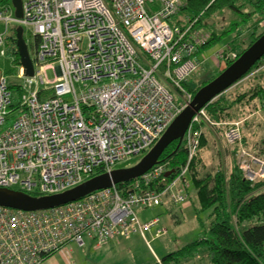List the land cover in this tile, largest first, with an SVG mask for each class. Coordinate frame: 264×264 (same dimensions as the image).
Instances as JSON below:
<instances>
[{"label":"built area","instance_id":"1","mask_svg":"<svg viewBox=\"0 0 264 264\" xmlns=\"http://www.w3.org/2000/svg\"><path fill=\"white\" fill-rule=\"evenodd\" d=\"M20 1L16 16L12 0H0V58L17 50L8 38L20 25L33 38V74L24 75L19 64L25 81L13 84L19 90L13 99L0 71V187L55 193L147 152L190 99L183 81L199 71L194 51L211 36L199 24L203 11L181 12L186 0ZM258 24L261 33L264 17ZM215 56L224 67L238 51L226 45ZM206 121L204 108L192 116L182 138L185 160L176 168L160 160L125 183L49 208L0 205V264H40L70 242L82 247L89 240L99 248L135 232L164 234L159 216L138 213L188 202L190 166ZM225 136L239 146L243 178L264 179V147L241 145L236 121Z\"/></svg>","mask_w":264,"mask_h":264},{"label":"rangeland","instance_id":"2","mask_svg":"<svg viewBox=\"0 0 264 264\" xmlns=\"http://www.w3.org/2000/svg\"><path fill=\"white\" fill-rule=\"evenodd\" d=\"M204 15L203 23L213 26L212 28L214 30H220L222 27L229 29L233 23L238 26L237 32L239 35L236 34L234 36V31L227 32L217 43L211 46L212 48L210 47L211 52H214L217 48L226 47L227 42L234 37L236 40H240L241 37L247 43L250 39L249 31L252 29L253 24L256 21L257 25H259L258 23L260 21V19L257 21L258 15L256 14L243 17V15L228 9L209 12ZM258 27L257 32L260 31ZM0 30H2L1 23ZM11 31L12 29H10ZM23 36L29 54H33L32 36L27 30L23 32ZM6 43V39H4L2 47L5 48ZM243 45L244 43L235 50L240 51ZM11 56V52L8 49L6 54L1 56L0 71L5 75L7 81L12 84L10 86L11 92L13 99H16L19 92L13 84H21L25 81V78L18 75L19 64L15 63ZM199 59L201 61L199 71L192 74L188 79V82L192 85L199 84L204 79L210 77L212 74H216L228 65L223 67L222 64L217 62L216 67L218 70L217 68L214 70L215 64H212L210 57L205 56L202 52L199 54ZM47 76L49 78L53 77V72L48 70ZM170 91L175 100L178 101L181 99L175 89H170ZM221 93L226 97L225 105L227 108L222 113L220 120L212 118L203 106L209 121L202 124L204 142L202 147L199 148L197 177L204 176L207 173H213L217 169L223 170L225 174H228L232 166L236 164L235 150L239 146L229 143L225 136V131L232 122H238V128L241 134V145L243 144L250 149L258 148L260 150L264 147V60L248 70L244 76ZM233 101L235 102L232 103ZM142 155L132 157L129 163H122L116 167L132 164ZM188 177L190 185L187 201L189 203L191 202L190 206L193 207L191 200L192 193L190 194L193 191L192 188H194L191 172ZM181 204L173 203V207H175L173 210L177 216L176 220L171 218L167 204L139 211L138 214L142 219L159 216L161 223H163L162 225L166 229L165 233L158 237H152V232H145L148 243H146L144 237L138 232L132 233L127 237L121 236L110 239L104 244L102 250L97 251H95L96 248L93 247L89 240H86L85 245L82 247L74 242H70L60 251L55 252L54 259L56 262L54 264H69L70 261H73L74 264H147L155 262L157 258H161L192 241L198 240L204 234L197 223L193 209L187 208L180 210L179 206ZM206 212L203 211L201 215L204 216ZM204 249L202 244H198L195 251L200 252ZM184 257L181 256V261L185 260ZM186 259L191 260L192 255H188Z\"/></svg>","mask_w":264,"mask_h":264},{"label":"trees","instance_id":"3","mask_svg":"<svg viewBox=\"0 0 264 264\" xmlns=\"http://www.w3.org/2000/svg\"><path fill=\"white\" fill-rule=\"evenodd\" d=\"M181 9V12L191 15L203 11L199 18V24L211 31V36L206 43L194 51V54L198 56L217 43L227 32L234 31V36L239 35L238 26L234 23L230 25L229 29L222 27L220 30H214L213 26L203 23L204 14L228 9L243 15V17L256 14L258 21L264 17V0H186L185 6ZM257 27L255 21L249 31L250 39L247 43L241 37L240 40H236L234 37L235 39L232 38L227 42V46L236 49L244 43L243 48L238 51L239 55L264 32L258 33ZM8 39L12 42L15 41L12 35ZM11 53L14 55L13 61L20 64L17 50L13 49ZM263 60L264 54L250 69ZM216 74H212L196 85L189 83V80L183 81V86L193 96L200 86L211 80ZM16 89L19 92L18 87ZM225 104L226 97L221 93L204 107L212 118L220 120L222 113L227 108ZM203 142L204 136L202 135L200 148ZM198 153L190 166V172L197 199V203L193 205V211L204 234L198 240L162 256L160 263L155 261L147 264H182L181 256L193 255L198 244H202L206 248V255L211 264H264V179L251 183L243 178L237 164L232 166L228 174L217 169L213 173L197 177ZM185 155L183 143L181 142L177 147V140H174L166 146L159 160H169L171 166L176 168L184 162ZM203 211H207L204 216L201 215Z\"/></svg>","mask_w":264,"mask_h":264},{"label":"water","instance_id":"4","mask_svg":"<svg viewBox=\"0 0 264 264\" xmlns=\"http://www.w3.org/2000/svg\"><path fill=\"white\" fill-rule=\"evenodd\" d=\"M12 3L16 16H21V1L12 0ZM15 40L23 74L30 76L33 74V65L20 25L15 28ZM263 54L264 32L216 76L196 90L155 144L136 162L96 173L76 185L50 194L35 195L16 188L0 187V205L23 210L49 208L79 199L94 190L138 177L160 161L161 153L170 142L177 140L178 147L195 112L239 80Z\"/></svg>","mask_w":264,"mask_h":264},{"label":"crops","instance_id":"5","mask_svg":"<svg viewBox=\"0 0 264 264\" xmlns=\"http://www.w3.org/2000/svg\"><path fill=\"white\" fill-rule=\"evenodd\" d=\"M212 48V47H211ZM211 48H209L208 50H206V51H203V53H204V55L205 56H207V57H210V59H211V61H212V64H215V68H214V70H216V63H217V60H216V56H214L215 55V53L217 52V50L219 49V48H217L216 50H214V52H211ZM214 54V55H213ZM199 56V55H198ZM217 70H218V68H217ZM192 192H190V194L192 195V205H194V204H196L197 203V199H196V189L195 188H192ZM167 204V206H168V211H169V213H170V215H171V218L172 219H177V216H176V214L174 213V210H173V208H175V207H173V203H166ZM190 204H191V202L189 203V202H186V203H184V204H181V206H179V208H180V210H185V209H187V208H191V209H193V207L192 206H190ZM175 206V205H174ZM196 218V217H195ZM143 219H145V218H143ZM160 223H161V220H160ZM198 223V222H197ZM161 224H163V223H161ZM149 232H152V234H151V236L152 237H155V236H153V231H149ZM141 235V234H140ZM141 236H143L144 237V239H145V241H146V243H148V239L146 238V233H144L143 235H141ZM103 246H104V244L102 245V246H100L99 248H96L95 249V251H97V250H102L103 249ZM205 248V247H204ZM55 254V253H54ZM54 254H52V255H50V256H48V257H46L40 264H54L56 261H55V259H54ZM196 254H198L199 256H200V258L199 259H197L196 257H195V255ZM185 258V260H183V261H181V263L182 264H198V262L199 261H204V262H209V260H208V257H207V255H206V248L204 249V250H202V251H200V252H195L193 255H192V259L191 260H188V259H186V257H184ZM182 260V259H181ZM71 262H73V261H70L69 262V264H72ZM73 264H74V262H73Z\"/></svg>","mask_w":264,"mask_h":264},{"label":"bare ground","instance_id":"6","mask_svg":"<svg viewBox=\"0 0 264 264\" xmlns=\"http://www.w3.org/2000/svg\"><path fill=\"white\" fill-rule=\"evenodd\" d=\"M192 98V96L190 95V99ZM190 99L187 101V103L190 101ZM203 108V107H202Z\"/></svg>","mask_w":264,"mask_h":264}]
</instances>
